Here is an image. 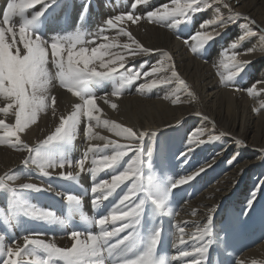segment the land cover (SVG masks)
<instances>
[{"label":"bare ground","instance_id":"1","mask_svg":"<svg viewBox=\"0 0 264 264\" xmlns=\"http://www.w3.org/2000/svg\"><path fill=\"white\" fill-rule=\"evenodd\" d=\"M49 1L50 0H43L42 7H44ZM62 1L63 0H56L54 3H51L43 10L41 17L52 15L53 11H55L54 6L59 5ZM116 2H118V0ZM216 2L214 1V7L212 6L205 11V13L202 14L203 16H195L194 18H196V21L192 24L199 29V31L197 30L198 32H205V29L211 28L214 31L217 30L220 32L219 34H223V36H219L218 34L215 39L204 44V46L212 47L211 53H216L214 56H210L209 60L207 57L203 56L207 50L203 48L204 46L198 47L197 52L194 54L190 47L188 51L187 47L184 46L187 44L185 42L186 34L183 35L179 28L188 26L190 22L187 23L181 19V22L176 24L175 19L179 18L173 17H168L159 22L149 21L146 18L147 12L155 11L157 8H162L165 4L171 8V0H145L142 4H145L144 6L146 9L140 13L142 14L144 23L141 24L139 21L133 23L130 20H125L124 23H127L128 25L126 29L129 31H126L121 27L109 28V36H106L110 39L108 44H112L113 46L110 50H108V52L124 55L126 60L125 65L130 62L131 64H136V66L129 64L125 66V68L133 70L135 73L138 72L140 75L136 80L124 85L128 87L127 89L130 92H125L126 90L121 89V94H124L123 97H121V95L113 96L111 94L97 97L96 104L101 110L97 113L100 119V124L97 126L96 121H92L93 131L90 134V137L95 136L96 138H86L84 136L85 134H82V130H84L87 126L88 121L86 118L81 116L73 130L75 131V135L78 139L77 142L75 140V143H72L75 147V156L72 157L73 160H66L62 158L63 153L59 151L61 145H70L67 144V142L65 143L64 139L57 141V149L55 147L50 148L49 146H51V144H41L48 135L54 132L55 128L59 125L61 117L71 115V113L75 110L74 105L76 103H82V101H80L76 96H73L70 92H63L65 90L60 84L58 79L59 77H56L55 69L57 66L52 62L51 52H47L48 62L45 64V69L47 71L46 85L43 91H37V98L40 99L42 97L43 104L41 105L40 110L37 111L35 120L30 121L23 131L18 132L15 137H10L11 139L6 140V142H2V140L0 141V175L4 172L11 171L15 174L14 179H12V183L15 185H19L20 182L30 181L29 183L37 184V186L39 185L38 187L41 191L50 190L44 186V178L49 179L52 182L57 178H63V180L69 181V178L60 176L61 171L65 173L71 171L73 172L71 177L87 181V178L84 176V172H80V170L75 168L74 165L77 161H79L78 156L81 155L79 153L82 152L84 155V150L88 144H104L99 143V141L102 140L99 137H107L108 140H116L122 145L139 143L138 140H128L123 136H117L114 131L110 130L112 124L118 123L124 127H130L137 133L144 131L147 135L152 132L156 133V131L161 132L164 130H170L177 123L189 118L190 115L198 114L200 112L204 118L195 117L198 122L196 127H199L203 132V135L199 136L198 139L204 140L205 143L193 145L188 144V135L192 130L190 127L183 128L178 131L172 130L171 138L166 141L157 142L155 140V135H152L155 139L153 138L152 140H149L145 135L143 141L141 142L142 150L140 161L142 160V168L144 171L151 173L149 165L155 163L151 165V169L155 172L154 174L157 175V177L159 176L160 178H163V180L167 179L166 177H169V175V178L173 175L180 177L182 173L186 171L187 164L184 160H182L184 157L185 160H189L190 163L199 165L200 168L206 167L205 172L193 180L194 187L189 193H187L182 187L172 189L170 191V196H167V201L164 200V203L160 208H157L155 204L148 199V197H152L151 193L153 191V186H150L153 183L149 179L146 180L147 184L145 183L147 191L137 192L133 197L134 203L136 201H139L138 203L142 201V203H140V205L144 204L142 210L151 216L152 221L158 217V214L152 213L153 207L156 208L155 210L162 211L167 210L165 206H167L168 203H173L174 206L172 209L170 208L173 215L172 222H168L167 228H165L164 222H146L143 218L140 223H135L132 228L126 230L124 233H118L117 237H114V239L116 240L118 238H122L123 235L127 234V231H134V236L141 241L142 237L140 236V232L144 230L143 234L145 236V242L149 244L151 237L159 231L157 246L154 249V259L161 262V264H191V261L195 260L197 255L193 253V255L189 257H179V251L186 250L191 252L193 247H202L204 244H207L204 254H208L205 264H237V261H241L242 264H254V262L255 264H264V231L253 230V233H251V230L248 232V230L252 227V225L248 223L253 221L252 211L255 209L256 203L247 207L242 205L248 190L257 189L259 192L258 197H261L263 194L262 189H264L263 170V173L261 174L262 179L256 187L254 182L250 180L254 169V159L259 158L261 153L264 152V52L261 51V49L264 48V41H261L259 36L252 38V40H239L238 37L242 36L244 32L243 28L231 25L232 18L227 17L232 11L240 12L242 15H245L253 20L255 24L261 26L264 30V0H227L230 5V9L224 8L223 2ZM129 5L130 3L127 6ZM91 6L95 10L98 9V4H92ZM50 8H52L51 11L49 10V12L46 13L45 11ZM71 9L72 6H66L63 11L65 15L58 21V27L56 28L57 32L48 34L46 41H49V44L53 39H62V36H66L62 34V32H65L68 25L66 20L67 16L71 12ZM135 9L137 8L135 7ZM56 11L59 14L61 9ZM80 12L90 15L89 10L85 7L82 8ZM108 12V10H105L99 15L98 20H95V28L104 24L103 22L106 21L105 16L108 15ZM125 13H130L135 16L139 14L137 12L134 14V12L129 10ZM29 15L31 14L29 13ZM72 17L73 14L71 15V18ZM20 20L25 21L26 19L24 16L14 18V21L16 22V25L14 26L21 24ZM221 20L225 21L226 27H222L220 25ZM76 21L87 22V18L77 16ZM201 21H215V23L205 24L201 27ZM94 27L92 22L91 31H89V33L95 34L99 31V29H93ZM32 28L34 33H36L35 30H43L44 25L40 23L39 19L36 24L32 25ZM172 28L173 30L170 33ZM14 29L16 32L15 36L10 33V39H5V42H9V44L12 45V47H10L11 52L13 48H15L16 55L22 54L24 47L23 43L20 42L19 29H17V27H14ZM120 29L129 33L131 37L143 47L152 49L153 51L150 54L136 55L133 58L131 53L122 47L124 43L131 44V41L128 36L121 34ZM59 30L61 32H58ZM49 31L50 30L46 31V33H49ZM71 33L72 34L67 36L76 37V28L73 29ZM36 34L39 35V33ZM78 37L82 43L77 44L76 49L78 50L80 47L88 49V38L83 39L81 36ZM31 38L35 39L34 36ZM96 43L97 48L99 41ZM233 44L236 46H239L240 44H247L244 49L254 48L255 51L244 56V60L251 61V63L245 66L238 74L233 75L229 79V74L235 71V69L231 66L232 62L227 59V57H229L228 55H230V51L235 49L232 47ZM132 47L135 46L133 45ZM227 47L228 49L226 51L225 49ZM98 48L103 50V46H99ZM165 52L171 57V60H168L167 63L173 65L178 76L185 81V84L188 86L187 88L180 86L177 83L176 78L171 77V71L168 70L150 74L148 76L143 75L145 72L150 73L154 64L167 60L164 56ZM62 54L65 55V57L67 55L66 52ZM0 56L3 58L2 51H0ZM146 58L152 59V61L151 65L148 66L149 68L144 70V68L148 65V61L145 60ZM214 58H220V60L214 61ZM104 59L107 60L108 56L105 55ZM158 59L159 61L156 62L155 60ZM205 59L207 60L204 62L203 60ZM237 59L241 61L240 57ZM95 63L97 65V69L100 70L99 61H96ZM225 64H228L229 67H223ZM118 70L121 71L122 68H118ZM219 70L222 73H219ZM4 72L6 75L0 76L3 80L7 78L8 87L6 88L5 84L1 82L0 92H14L16 84L12 82L13 79L11 81L8 79L9 76L11 77V75H13V73L11 71L6 72V70H4ZM53 73H55V75ZM161 78H171L172 83L160 84L154 89H145L143 91H138L137 88V90L133 88L135 85L139 88L140 84L149 83L153 79ZM220 78L223 83L220 82ZM242 79H244V82L246 83L245 86L242 88L233 87V85L241 83ZM230 81L233 82L232 86L229 84ZM253 84H255L256 87L253 94L249 96L246 89L251 87ZM85 88L86 86L84 85L79 86L78 91L80 94L82 91H85ZM94 90V88L93 90H90V94H97ZM85 93L87 92L85 91ZM189 93H191V95ZM82 96L88 97L89 95L86 96L83 94ZM103 96H107L110 103H115L117 108H111L110 103L106 104L103 99H100V97ZM173 101L177 102L173 103ZM6 104V99L0 97V108L5 107ZM191 117H194V115ZM205 117H207V119H205ZM0 120H4L9 127L14 129L15 116L13 109H9L7 114L0 112ZM104 121H108L109 123L105 124ZM213 126L215 129H213ZM216 133H218L217 136L222 133L224 136L226 135L225 138L228 139L227 143H225L226 145L222 144L221 147L219 146L221 139H217L215 141L208 140V136L215 135ZM25 145H27V147H24ZM28 148H32L33 151L29 152ZM149 148L152 149L151 154H149ZM112 151V148H106L91 153L89 152L87 159L94 160L96 155H111ZM225 156H227L225 159H228V164L220 165L219 163L222 161L221 159ZM178 157H181L179 158L181 160L177 159ZM84 158L85 157L82 156V159ZM133 158L134 153L129 151L128 155L115 164L118 165L117 170L119 166H123L124 163H129ZM161 158L162 160L159 167L158 163ZM25 160H28L26 164L28 163L31 172L28 175L24 174L23 176L20 173V167L22 165L24 166ZM40 162H47L49 165H59L63 163L65 164V167L63 169L58 166L56 168H48L47 171L49 172V175L45 176L37 167V164ZM68 164H72V167H69ZM101 172L105 174L104 180H110L112 175L118 174L116 169H114V166ZM145 178L146 177H144V179ZM161 182L162 183L159 184L158 189H162V191H166L164 189H167V191H169V181L164 180ZM47 183L51 185L50 182ZM122 185H125L126 187L125 189L120 188V191L118 190L116 192V195L118 194L116 202L120 200V196L122 194H126L128 192V189L131 186L130 182H125L120 186ZM205 185L207 188L205 187L203 189ZM57 188L59 189L60 196L63 198V201L68 202L65 197L69 195V191L71 190L69 184L66 183L63 186H60L59 184ZM158 192L160 191L158 190ZM152 194L155 195V193ZM23 196L22 209L26 213L31 215L29 209L37 212H47L42 209V206L47 202V197L45 195L31 193V195L26 194ZM72 196L74 199L71 202L73 203L75 211L80 214L81 219H84L87 229L93 230L92 234L98 235L101 229L100 226L93 222L94 217L89 213L87 203L88 199L86 198V195L84 193H75ZM192 196L195 197L193 198ZM135 197H138V199L136 198L135 200ZM93 199L94 194L92 201ZM111 200L112 199H110V201ZM100 201L106 202L107 199H101ZM8 204L10 205V203ZM223 204H225L224 209L217 213L220 206H223ZM104 205H106V203ZM94 206L98 209V204ZM105 208L104 210H106ZM12 209L11 218H13L15 222L10 221L13 219H9V222H6L5 249L9 246L15 247L17 244L23 248V237L29 234L33 235V238H37L36 234H40L38 238L43 239L48 243H54L60 248L71 247L73 241L70 238V235H66L64 233L70 234L73 230L66 229L63 233V225H69L70 222H60L54 214H52L49 219H42L31 215L34 218L37 217V219H41L39 221L41 222L39 226L30 230V232L16 233L13 230V225L16 224L13 223H17L18 220L24 219L25 216L23 214L19 216L18 214L19 218L15 217L13 215L15 213V209L13 207ZM148 209L150 211H148ZM210 209H215V212L213 213V219L209 226V234L203 241L190 239V233L195 232L198 227L202 228L203 225L207 223V215L209 214ZM261 209L262 207L258 205L256 211H260ZM193 210L196 211L195 216L192 215ZM96 216L98 218L100 213L96 212ZM218 218H223V222H217ZM120 223L121 222H116L115 225L109 223L105 227L107 230L111 231L112 227H119ZM177 224H180L185 228V234L183 237L185 244L183 245L179 244L178 241L179 233L176 228ZM254 229L256 228L254 227ZM22 233L23 235L21 236ZM134 236L133 239H135ZM86 238L87 236L84 235L79 237L81 241L86 240ZM175 241L177 245L176 247H174ZM200 242H203V244ZM129 243H131V241ZM27 251L28 249L25 250V253H27ZM29 251L30 253H27V255H35L41 258L46 256V253H44L42 249H39V252ZM118 252L119 251L115 253ZM173 257H178V259H173ZM99 261H101L102 264H107L103 253L101 257L89 258L88 264H99ZM52 263L64 264V262L59 261L58 258H54ZM1 264L3 263L1 262ZM81 264H84V262H81Z\"/></svg>","mask_w":264,"mask_h":264},{"label":"snow or ice","instance_id":"2","mask_svg":"<svg viewBox=\"0 0 264 264\" xmlns=\"http://www.w3.org/2000/svg\"><path fill=\"white\" fill-rule=\"evenodd\" d=\"M145 0H135L133 3V8L137 5L144 3ZM223 2V0H220ZM43 3V0H7L6 6L0 11V51H2L4 58V65L6 72L11 71L16 80V88L14 92L4 91L0 92V97L6 99L7 104L5 107L0 108V112L7 114L9 109H13L15 116V127L14 129L5 124L4 120H0V127L4 128L5 137H15L18 132L24 130L27 124L30 121H34L36 118L37 111L40 110L41 105L43 104L42 97L37 98V91H43L46 81H47V71L45 69V64L48 62L47 58V49L49 47L48 41L43 40L39 35L33 33L24 23L19 24V35L20 42L23 43L24 51L22 54L14 55L10 51L12 45L5 42L6 36L10 33L15 36L16 32L14 29L13 21L14 18L23 17L29 9L35 8L37 5ZM204 4L205 8L212 7V4L208 3V0H171L172 7L169 8L167 4L163 5L162 8H157L155 11H149L146 14V18L149 21L159 22L168 17L179 18L175 19V23L179 24L181 19H184L188 16L189 13L201 12V4ZM224 8L230 9V5L226 2H223ZM43 14V9L36 12L30 21V23L38 19ZM237 18L240 17L239 13L234 14ZM140 17L134 16L132 14H122L117 15L114 18H108L104 22L109 28H116L119 22L130 20L135 23ZM215 21H201V27L205 24H213ZM220 25L226 27L225 21L221 20ZM247 28V26H245ZM104 31L103 28L96 33L99 36ZM121 34L128 36L131 44L124 43L122 47L127 49L131 56L134 58L136 55H147L150 54L153 50L143 47L131 35L125 32L123 29H120ZM219 33L212 32H196L191 39L196 41L191 47L193 53L197 52L198 47H203L204 44L210 40L215 39V35ZM255 32L245 30L243 35L238 37L239 40H243L246 37L255 36ZM35 37L32 39L31 37ZM260 40L264 41V30H261ZM107 39V37H105ZM187 43V41H185ZM82 43L78 36L76 37H65L63 39H53L50 48L52 62L56 64L59 71L57 76L59 77L60 84L73 96L79 98L82 103H76L74 105V111L71 115L67 117H61L59 125L55 128L54 132L47 136V138L42 141L43 144H48L51 142L59 141L69 136L74 130L76 123L80 120L81 116L86 118L88 121L87 126L84 128V134L86 138H96L95 136L90 137V134L93 131L92 121H96L97 126L100 124V119L97 113L101 110L97 107L96 96L89 95L84 97L78 91V88L83 83L93 80V79H104L113 76L114 74L119 73L118 68H124L125 66V56L122 54H113L108 52V49L111 48L112 44L103 45V50L101 48L93 47L91 48V54H87L89 50L85 47H80L76 49V45ZM135 47H132V46ZM233 48L236 47L235 44L232 45ZM254 48L246 49V53L254 52ZM264 52V48L261 49ZM67 53L66 57L62 53ZM105 55L108 56V59L105 60ZM164 56L167 60L160 61L158 64H154L149 72L143 73V75L148 76L150 74H155L162 71H171V77H175L177 83L184 88L188 86L185 84V81L181 79L175 68L172 64L167 63L168 60H171V57L165 52ZM228 60L232 62L231 66L235 69L234 72L229 74V79L238 74L242 69L251 63V61H240L237 59V55L233 54L227 57ZM96 61H99V69H97ZM229 67L228 64L224 65ZM140 73L135 75H129L127 77L121 75V79L124 83H129L133 80H136L139 77ZM172 83L171 78H161L153 79L149 83L140 84L138 91H143L145 89H154L160 84H170ZM123 86V85H122ZM5 87L7 88V81H5ZM256 85L253 84L251 87L246 89L247 94L251 96L255 89ZM191 95V93H189ZM112 95L119 96L120 89L117 88ZM103 99L106 104H109L110 101L107 96L100 97ZM177 101H173L176 103ZM110 107L113 109L117 108L115 103H110ZM207 119V117H205ZM105 124H108V121H104ZM111 131H114L117 136H123L128 140H138V144H119L116 140H108L107 137H99L102 140H105V143L102 145L103 149L112 148L113 151L111 155H100L98 159L92 161L94 167L90 169L93 176L96 173L104 171L105 169L113 167L117 164L123 157L128 155V152L131 151L134 153V158L130 160L127 167L119 172L118 174L112 175L110 180H102L99 183H94L91 192L94 194V199L92 201L93 205L99 204L101 199H107L111 194L123 183L130 182L131 186L128 189V192L124 194L118 201V206L109 212L107 215L99 217L95 220V224L100 226V231L98 235L88 233L87 238L84 241H81L79 237L81 236L80 232L73 231L70 233V238L73 243L70 248H60L57 247L54 243L45 242V240L38 238L40 234H36L37 238H33L32 235H25L23 237V248L17 244L15 247H0V257H3V264H52L54 258L63 260L64 264H88V259L92 257H101L105 249L108 253H115L120 251V254L123 255L125 252H131L135 247L134 243H129L133 239V232L127 231L126 235H123L122 238L116 239L115 243H109V241L117 237L118 233H124L126 230L133 227L135 223H138L136 217L139 214L140 203H134L133 197L137 192L141 190V176L139 172L140 157L142 144L146 133L144 131L135 132L130 127H124L118 123L112 124L110 128ZM156 133L153 132L152 135ZM203 135L201 130H197L196 133L190 135L188 138V144H202L205 143L204 140L198 139L199 136ZM223 135V133L221 134ZM197 137L194 139L193 137ZM219 137L217 136H208L209 141H215ZM239 143V142H238ZM18 146V145H13ZM24 147H27L25 145ZM101 148L100 145L89 144L88 150L84 153V159H81L75 163V168L82 172L85 166V160L87 159L89 152L99 151ZM190 150V149H189ZM29 152H32V148H28ZM149 154H151L152 149L149 148ZM28 160H25V163ZM35 162V161H34ZM59 167L63 169L65 164L61 163L59 165H49L47 162H40L37 164L40 172L48 176V168ZM69 167H72V164H68ZM177 179L169 188V191L172 189L183 186L186 183L191 182L196 175L199 174V171ZM78 174V173H77ZM73 175V172L69 171L67 173L61 171L60 176L64 178H70ZM14 179L13 177H9ZM3 178L0 177V181ZM25 189H36L40 190L37 185L26 183L21 185ZM166 193L162 198L153 199V204L157 208H160L164 199H166ZM66 200L72 201L74 197L72 195H67ZM29 212L33 216L40 217L42 219H49L52 216L51 212H37L29 209ZM215 209H210L209 214L207 215V223L203 227H198L195 232L191 234L190 239H198L203 241L204 238L210 232V224L213 219V213ZM192 215H196V211L193 210ZM116 222H121L119 227H112L111 231L107 230L105 227L107 224L111 223L113 225ZM178 230V241L179 244H185L184 234L185 228L180 224L176 225ZM159 231H157L150 239L149 245L141 254L135 255L134 259H124L121 264H161V262L154 259V249L157 246ZM35 246L39 249H42L46 256L41 258L35 255L25 254V250L29 246ZM176 241L174 247H176ZM207 244L204 246L193 247L192 251L180 250L179 257H189L195 253L197 256H203L206 251ZM173 259H178V257H173ZM99 264H102L99 261ZM191 264H199L198 261L193 260ZM237 264H242L241 261H237ZM255 264V262H254Z\"/></svg>","mask_w":264,"mask_h":264},{"label":"rangeland","instance_id":"3","mask_svg":"<svg viewBox=\"0 0 264 264\" xmlns=\"http://www.w3.org/2000/svg\"><path fill=\"white\" fill-rule=\"evenodd\" d=\"M55 1L56 0H50L48 3L45 4L44 7H42V5H43V3H42L40 5H37L36 6L37 8L35 7L33 9H29L27 11V13L24 14V17H25L26 20L25 21L20 20L21 21L20 23H24L34 33L33 28H32V25L33 24H36L39 21V19H40V23L42 25H44V29L43 30L36 29L35 32L36 33H39V36L43 40L46 41V39L48 37V34H50V33H56L57 32L56 31V28L58 27V21L61 20L62 19V16L65 15V13L63 11L66 8V6H69V7L72 6L71 12L67 16V20H66V23H68V25L66 27L65 32L64 33L62 32V34L66 35V36H62V39L65 38V37H68L67 35L72 34L71 33L72 30L76 28V35L77 36H81L83 39L88 38V50H90V52H88L87 54H91V48L96 47V45H97L96 42L99 41V45L97 46V48L99 46L100 47L103 46V44L106 45V44L109 43V40L110 39L106 36V35L109 36V32H110L109 27H107L104 24L99 25L98 28L97 27L96 28L94 27V25L96 24V21L99 18V15L103 11H105V10H108L109 11L108 12V15L105 16V20L108 19V18H114L117 15L126 14L125 12H128V10L131 11V12H134V14L137 12L139 14L136 15V16L140 17V19H138L137 22L139 21V23H141V24L144 23V20L142 18V14H140V13L146 9V7L144 6L145 4H142L141 3V4L137 5L136 6L137 9H135V8H133V3L135 2V0H121L122 2L120 0H118V2H116L117 0H115V2H114V0H63L59 5H55L54 6L55 7V11H53L52 15L42 16V17L40 16L41 18L39 17L37 20L31 21L30 23H26L27 21H30L31 20V17L38 10L39 11L41 9L44 10L46 7H48L51 3H54ZM214 1L215 2L217 1L216 3H221L220 0H208V3L212 4V6H213L214 5ZM6 2H7V0H0V6H1L0 7V10L1 11L6 6ZM223 2L228 3L227 0H223ZM124 3H125V5H124ZM129 3H130V5H129L130 7L127 6ZM92 4H96V5L98 4V6H97L98 9L97 10L93 9L92 6H91ZM84 7L89 10L90 15L89 14H86L84 12H80V10H82V8H84ZM102 8H104V9H102ZM201 8H202V11L201 12H197V13H194V14L193 13H189L188 16L183 19L187 23L190 22L188 24V26L179 28L181 30V32L183 33V35L186 34L185 40L187 41V44H186L187 46L186 45H184V46L187 47V50L188 51H189V47L191 48L195 44V42H196V41H193L191 39V37L196 32L199 31V29L195 25H192L196 21V18H194V17L195 16L196 17L203 16L202 14L205 13V11H207L209 9V8H205L203 3L201 4ZM51 9L52 8L47 9L45 12L47 13V12H49V10L51 11ZM59 9H61V11H59V14L60 15L56 11V10H59ZM35 10H37V11H35ZM66 12H67V10H66ZM29 13L31 15H29ZM235 13H239L240 14V17L237 18L234 15ZM72 14H73V17L71 18V15ZM77 16H80L82 18H87V22H85V21H82V22L81 21H78L77 22L76 21L77 20ZM221 17H223V16H221ZM227 17L228 18L229 17L232 18L231 25H235L236 27H242L243 28V31L248 30V31H251V32H255L256 33L255 36L246 37L244 39L245 41L252 40V38H254V37H258V36L260 37L261 30H263V29L261 28V26H258L257 24H255L254 21L251 20L250 18L246 17L245 15H242L240 12H235V11H232L230 14H228ZM141 18H142V20H141ZM0 20H2V17L1 16H0ZM42 21H43L44 24L42 23ZM14 22L15 21H13V25H11V26L16 25V22L15 23ZM92 22H93V27H94L93 29H99V31H100L101 28L104 29V31L99 36H97L96 33L95 34L89 33V31H91V23ZM245 26H247L248 28L245 29ZM14 27H17V29H19V25L14 26ZM120 27L123 28V29H125L126 31H129V30L126 29L128 27V25H127V23H124V21L119 22L116 28H120ZM48 30H50L49 33H46V31H48ZM172 30H173V28L171 29L170 33L172 32ZM204 31L205 32H212V33L214 32V34L215 33H220L217 30L214 31L211 28H207ZM58 32H61V31L59 30ZM216 36H218V35H215V38H216ZM219 36H223V34L221 33V34H219ZM10 37L11 36L9 34L8 36H6L5 39L9 40ZM105 37H107L108 39H105ZM182 38H184V37H182ZM103 39H105V40H103ZM244 43H246V42H244ZM8 44H9V42H8ZM50 44H51V42H50ZM50 44H49V47L47 49V52L48 53H49V51L51 52ZM246 45L247 44H244V45L243 44H240L239 46H236L237 48L235 47V49H233L232 51H230V53H229L230 55H228V56H231L233 54H236L237 55V58L240 57L241 61H245L244 60V56L248 54V53L245 52V50L248 49V48L244 49V47H246ZM203 48L207 49L206 50V53L203 56L204 57H207L208 60H209L210 56L212 57V56H214L216 54L215 52H212L211 53V50H212V47L211 46H204ZM227 49H228V47L225 50L227 51ZM108 50H110V48ZM48 53H47V55H48ZM12 54H15L16 55L15 48H13ZM0 58H2V56H0ZM159 59L158 60H155V61L158 62ZM145 60L148 61V65H147V67L144 68V70L149 68L148 66L151 65L152 59H147L146 58ZM206 60L207 59H205L203 61L205 62ZM217 60L219 61L220 58L219 59L214 58V61H217ZM3 61H4L3 58L0 59V75L5 76L6 75V73L4 72L5 65H4V62ZM129 64L136 66V64H131V62L130 63H127L125 66H127ZM125 66H124V68H122L121 71H119V73L114 74L111 77L104 78V79H93V80H89V81L83 83L82 85L86 86L85 91L87 93H85V91H82L81 92V95H83V94L86 95V96L92 95V96H96V97L101 96V95H107V94H111L112 95V93L117 88H119L120 89V95H121V97H123L124 94H121V89L126 90L125 92H127V91L130 92V91L127 89L128 88L127 86H124L126 83L123 84V81L121 79V75L127 77L129 75H135L136 74L133 70L126 69ZM223 67H225V66H223ZM58 70H59L58 68L55 69L56 77H57ZM220 72L221 71L219 70V73ZM53 74L55 75V73H53ZM12 77H14V74L11 75V77L9 76L8 79L10 81L13 79L12 82H14L16 84L15 77L14 78H12ZM1 79L2 78L0 76V85H1V82H3V84H5V81H7V78H5L4 80L3 79L1 80ZM244 79H242V82L241 83L236 84V85H233V87H235V88H242L243 86H245L246 83L244 82ZM220 82L223 83L222 80H221V78H220ZM229 84L232 86L233 82L230 81ZM93 88L95 89L94 92L97 93L95 95L94 94H90V90H93ZM133 88H135V90L138 89V87L136 85ZM64 90L65 91H63V92H68L65 88H64ZM113 96H115V95H113ZM193 115H194V117H191ZM195 117L196 118H198V117L199 118H204V117H202V113H200V112L198 114H192V115L189 116V118H187L185 120H182L181 122L177 123L170 130H164V131H161V132L160 131H158V132L156 131V134H155L156 139L152 136V133L153 132L152 133H148L146 135V137L149 140H152L154 138L157 142L166 141V140H168V139L171 138L172 130L173 131L174 130L175 131H178L180 129L189 128L190 127V128H192V130H191V133L188 135V137H189L190 135H193L194 133H196L197 130H201L199 127H196V125H197L198 122H197V120H196ZM15 123H16V121H15ZM193 127H195L196 129L193 128ZM0 128H1L0 129V141L2 140V142H6V140L11 139L10 137H8V138L5 137L4 136V131H5L4 128L3 127H0ZM213 129H215L214 126H213ZM83 133H84V130H82V134ZM217 134L218 133H216L215 135H212V136H217ZM217 137H219L218 139H221V142L219 144L220 147L222 146V144L223 145H226L225 143H227V140H228L227 138H225L226 135L225 136L224 135L223 136L222 135H218ZM193 138L196 139L197 137L194 136ZM75 140H76V142L78 140L77 139V136L75 135V131H72L69 136H67V137L64 138V142L65 143L67 142V144H70V145H65V144H62L61 145L59 151H61L63 153V157H62L63 159H66V160L71 159V160H73L72 157L75 156V153H74L75 152V147H74V145L72 143H75ZM99 143H105V140H101V141H99ZM41 144L42 145H45L43 143H41ZM50 144H51V146H49L50 148L55 147L57 149V146H56L57 145V141L48 143L47 145H50ZM96 144L97 143H94L92 145H96ZM99 145L101 146L100 150H102L103 149V147H102L103 144H99ZM88 146H89V144L85 148L84 153H85V151L88 150ZM79 154H81V155L78 156V159L80 160V159H82V156H84V155H83L82 152H80ZM106 154H108V153H106ZM99 156L100 155H96L95 156V159H98ZM162 158L160 159V161L158 163L159 167H160V163H161ZM179 158H181V157H178L177 159H179ZM225 158H227V156H225V157H223L221 159L222 161L219 163L220 165L221 164H223V165H227L228 164V161H227L228 159H225ZM179 160H181V159H179ZM182 160H184L185 163L187 164L186 171H184L180 177H178L176 175H173L171 178H169L170 177V175H169V177L168 176L166 177L167 179H164V180H168L169 181L170 186L177 179L182 178V177H186L188 175H191V174L197 172L200 169H204V170L203 171H199V174L196 175L195 178L198 177V176H200L202 173L205 172L206 167L205 168H200L199 165H195L193 163H190L189 160H185V157ZM92 161L93 160H91V159H86L85 160V166H84L83 172H84V176L87 178V181H82L80 179H76L75 177H70L69 178V181L68 180H63V178H57V179H55L52 182L51 180L44 178L43 179L44 180V183L43 184L48 189H50L49 191H41V190H36V189H25V188H22L21 187V185L26 184V183H29L30 181L20 182L19 185L18 184L15 185L14 183H12V179H9V177H13V178L15 177V174L13 172H11V171L4 172L2 175H0L3 178V180L0 181V241H1L0 242V247H5L6 246V222H9V219H13V218H11L12 217V210H13L12 207L15 209V213L13 214L15 217L19 218V216H21L22 214L25 216L24 219L18 220L17 223H13V224H16L17 225V226L16 225H13L14 232H16V233H20V232H24V233L25 232H30V230L35 229L41 223V222H39L41 219H37V217L36 218L32 217L31 215H29L28 213H26L22 209V201H23V197H24L23 195H26V194L27 195H29V194L31 195V193H37V194L45 195L47 197V202L42 206V209L45 210V211H47V212H51L52 214H54L58 218V220L60 222H70L69 225H66V226L63 225V233H64V231H66V229H72L73 231L80 232L81 235H84V236H87L88 233H92L93 230L87 229L86 222H84V219H81L80 214H78L75 211V209L73 207V203L71 201L70 202L69 201L68 202L67 201H63V198L60 196L59 189L57 188L59 184H60V186H63V185H65L67 183L71 187V190L69 191V195H74L75 193H82V194L84 193L86 195V198L88 199V202L87 203H88L89 213L94 217L93 218V222H95V220L97 219L96 212H99L100 213V216L99 217H102V216H105L106 215V212L108 214L109 211H113V209L118 206V202H116V200L118 199V194L116 195V192L120 188H124L125 189L126 186L125 185H122L123 187L120 186L119 188H117L115 190V193L113 192L111 194V196H109L107 198V201L106 202H101L100 201V203L98 204V209H96V207L92 203V198H93V193L91 192L92 184L99 183L100 181L104 180L105 174L103 172H98V173H96L95 176H93L92 173H91V171H90V169L92 167H94ZM141 164H142V160L140 161V165H139V172H140V176H141V185H142L141 190L139 192H142V191H145L146 190L145 183L147 184V181L146 180L149 179L153 183L150 186H153L152 193H155V195H153L151 193L152 197H148V199L152 202L153 199L162 198L164 196V194L166 193L168 195H166V199H164V200L167 201V198L170 196V191H167V189H164L166 191H162V189H158L159 184H161L162 183L161 181H164V180H163V178H160L159 176L157 177V175L154 174L155 172L151 169V165H153L155 163H152V164L149 165L150 166V172L151 173H149L147 171H144V169L142 168ZM127 165H128V163L127 164L124 163L123 166H119L120 169L118 167V170H117V166L118 165H114V169H116V172L119 173L123 169H125ZM149 166H148V168H149ZM253 166H254V169L252 171V176L250 177V180L254 182V185L256 187L259 184V182L261 181V179H262L261 178L262 177L261 174L264 171V152L261 153V155L259 156V158L254 159ZM148 168H147V170L149 171ZM30 172L31 171H30V167H29L28 163L27 164L25 163L24 166L22 165L20 167V173L23 176H24V174L28 175ZM144 177H146V178L144 179ZM193 180L191 182H189V183L184 184L183 186H178V187H182L183 189H185V191L187 193H189L191 191V189H193V187H194L193 186ZM47 182H50L51 185L48 184ZM30 184H34V183H30ZM34 185H37V184H34ZM205 187H206V185L203 187V189ZM158 190L160 192H158ZM262 190H263V192H262L263 194H262L261 197H258L259 192H258L257 189L248 190L246 192V195H245L246 196L245 197V200L243 201V204H242L243 206L247 207V206H250V205H253V204L256 203V207L252 211L253 221L250 222V223H248V224H251L252 225V227L248 230V232H250L252 230L251 233H253V230L254 231H259V230L260 231H264V189H262ZM123 195L124 194H122L120 197H122ZM116 197H117V199H116ZM192 197L194 198L195 196H192ZM136 198L138 199V197H135V200H136ZM110 199H112V200L110 201ZM7 202L10 203V205L12 207ZM138 202L139 201H136L135 203H138ZM105 203H106V205H104ZM224 205L225 204H223V206H220V209H219V211L217 213H219L222 209H224ZM258 205H260L262 207V209L260 211H256ZM173 206H174L173 203H168V205L165 206L167 208V210H162V211L155 210L156 208L153 207L154 209L152 208V213L153 214H158V217L154 221H152L151 216L148 215L147 213H145L144 210H142V208L144 207V204H141L140 205V209L138 210L139 211V214L136 217L137 220H138V223H140V221H142V219L144 218L143 220H146V222H164V226H165V228H167V223L168 222H172L173 215H172L171 209H172ZM105 207H107V208H105ZM104 208L106 210H108V211L104 210ZM148 211H150V210L148 209ZM166 212H167V214H166ZM18 214H19V216H18ZM257 214H258V216H257ZM217 215H216V217H217ZM71 216H72V219H71ZM248 216H249V213H248ZM261 217H263V218H261ZM254 220H256V221H254ZM10 221L11 222H15L14 219L13 220H10ZM146 222H144V223H146ZM217 222H223V218H221V219L218 218L217 219ZM255 222H258V223H255ZM261 222H263V223H261ZM143 224H141V225H143ZM254 227L256 229H254ZM94 228L96 230L95 225H94ZM143 232H144V230H142L140 232V236L142 237L141 241H139L133 235L135 237V239H132L131 243H134L135 247L132 249L131 252L124 253L123 255H121L120 254V251L118 253H108L107 250L105 249V251H103V255L105 257L106 263L107 264H121L122 260H124V259H134L133 257H135V255H137L139 253L141 254L144 251H146V249H147V247H148L149 244L147 242H145V236H144ZM133 233H134V231H133ZM64 234L70 235L69 233H64ZM191 234L192 233L189 234L190 237H191ZM22 235H23V233L21 234V236ZM113 239H111L109 241V243H115L116 240L114 239L115 240L114 241ZM200 243L203 244V242H200ZM8 244H11V243H8ZM140 249H142V250H140ZM29 250H31V252H34V251L35 252H39V249L37 247H34V246H31V247L29 246L27 253H30ZM27 253H25V254H27ZM207 257H208V254H206V255L203 254L202 257L201 256H197L195 258V260L198 261L199 264H205ZM55 261H57V260H55ZM59 261H63V260H60L59 259ZM1 262L3 263V257H0V264H1Z\"/></svg>","mask_w":264,"mask_h":264}]
</instances>
